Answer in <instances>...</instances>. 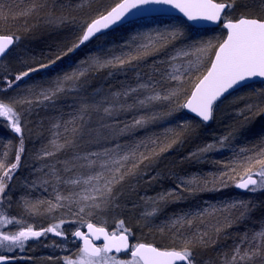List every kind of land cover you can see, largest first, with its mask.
I'll list each match as a JSON object with an SVG mask.
<instances>
[{"label":"rangeland","instance_id":"374dc122","mask_svg":"<svg viewBox=\"0 0 264 264\" xmlns=\"http://www.w3.org/2000/svg\"><path fill=\"white\" fill-rule=\"evenodd\" d=\"M97 1L3 0L0 3V8L4 10V18H0V34L10 33L9 35L18 36L19 40L10 54L0 62V82L12 79L19 72H23L35 64V62H28L25 58L27 47L33 41L28 35L33 32H48L51 36L62 33H71L77 36L82 24L95 18L98 13L97 9L100 6L98 4L95 7ZM33 4L36 5V11L32 12L31 15H19V13L26 11ZM261 7L264 8V5ZM231 11H234V8ZM185 23H187L185 20L174 16H167L162 19H144L101 36L99 39L89 43L74 62V65L64 73L72 71L79 66V61L88 57H110L134 52L137 47L150 43L148 37L155 40L157 30L164 31L176 26L184 27V36L181 39L167 44L166 47L139 61H134L133 64L125 65L123 68H104L91 72L75 89L71 85H67L66 87L69 90L60 93L54 98L53 102H34L31 106H23V121L25 122L24 142H27L26 152L22 154L21 159L23 161L19 169L21 172L18 171L14 176L7 192L9 199L0 204V206H4L0 208V212L8 214L10 217L22 216L29 224L34 226L35 230L46 228V225L58 223L60 219L78 220L79 218L75 217L67 208L57 210L51 214L33 216L24 214L21 204L22 199L54 201L57 191L67 194L62 186H57L54 182L42 184L41 177H43L44 173L40 169L45 164L55 165L59 168L61 165L58 161L70 158L73 152L81 155L89 152H99L104 149H111L117 143L125 147L132 146L146 137L151 138L153 129L158 123L160 128H162V133L166 135L173 133H169L168 129H172V125L175 124L176 126V123L181 124L178 125L181 130L182 128L187 129L189 132L202 130L205 123L199 119L188 114V117L180 120L178 116L180 109L168 115L172 107L170 103L155 102L148 109L150 114H154L157 117L154 122L149 123L144 128L119 134L118 129L120 127L130 123L134 116L141 113L123 111L117 112L114 116H107L104 114L103 105L101 104L100 111L90 110L88 112L86 116L87 124L83 128V135L77 137L74 148H68L59 152L57 156L46 158L45 160L36 158L43 148L50 147L49 140L52 138L53 124L57 122L61 124L67 123L74 115H78L79 107L84 100L102 101L104 98L111 100L113 93L122 92L128 87H136L138 79L147 81L148 77L152 76L154 80H159L162 73L170 70L168 57L175 54L174 49L183 48L192 52L194 51V46L198 43L213 38H215L213 43H216L222 37L221 34L215 32L207 33L203 32L202 29L196 31ZM210 59L211 56L205 59L199 72L192 73L191 77L180 85L179 103L184 102L185 97L192 88L195 77L204 72L209 66ZM188 60L195 61L196 55L180 57L172 63L186 66ZM41 70L32 72L28 77H24L19 82V87L15 88V90L8 89L7 92H0V98H19L23 95L35 101L42 89L51 87L57 77L62 76L45 77L44 74L40 73ZM2 83L3 85L0 86V89L5 87L4 82ZM172 83L175 85L176 82ZM249 104L264 108V84H254L245 87L216 106L213 125L211 124L214 126V133L211 139L204 141L196 138L193 145H190L189 150L183 152L182 158L178 161L179 165L175 166L178 171L161 172L155 163L147 161L148 167L141 166V172L146 173L145 175L129 176L115 189L117 207L106 209L103 212H95L92 216L82 214L83 219L90 220L100 226H106L111 231L115 229L119 220H123L125 227L131 228V230L132 227H137L135 231L136 238L147 236L156 237V239L162 238L167 244L176 245V250L183 246L185 239L193 237L197 230L206 232V238L210 239H212V235L217 234L224 238L223 244L219 245L214 240L213 242L218 244L216 251L210 250L206 254L204 253L206 248L204 246L201 247V243H196L193 247V259L195 264H224L225 257H231L234 246L239 243L245 234L250 238L255 231L264 229V212L258 214L260 207L264 205V190L250 192L235 187V182L243 175V169L239 167H237L236 173L225 170L236 178L233 181L228 180L226 177L227 186L208 183V189L210 190L188 191L178 188V184L181 179L187 180L190 178H195L202 183L211 182L222 173H215L213 166L218 164L219 159L234 157V167L236 166L235 162L242 159L245 155L240 152V149H247L248 152L246 154L251 155L261 146H264L263 114L253 115L248 113L246 106ZM242 112L243 114H241ZM245 115L249 118L245 119ZM2 120L3 118H0V121ZM225 136H229V140L224 141L223 145H221L220 141ZM255 136L260 138V142L255 147H248L249 142ZM242 138L243 141H241ZM18 139L17 134L0 123V149L4 145L7 147V155L3 157L0 154V160L11 162L14 159L18 147ZM61 142H63V137H61ZM185 144L186 139H183L173 144L172 147L175 148V152L180 153ZM207 144H214L215 148L199 156H190L191 153L196 152ZM48 171V168H44V172ZM80 171L84 170L77 169V172ZM67 175L72 174L68 173ZM139 179L142 180L137 181ZM33 182H35V186H33ZM213 188L219 190H211ZM234 188L238 191H235ZM170 191H173L174 195L169 196L167 200L160 201L155 205L151 203L152 199H156L160 194ZM240 201L247 205L246 209H224V206L230 202ZM130 204L136 206V209L139 208L138 215L133 216L135 212L132 215L134 223L131 222L132 218H126L128 216L125 215L124 211L127 207L123 205ZM186 204L188 206L183 208V205ZM209 206L215 207V213L204 215L202 219H195L192 228L185 227L177 232L170 227V220L175 216L184 213L195 214L209 208ZM153 207L158 209L156 214L151 217H144V213L151 211ZM240 211H244L246 214L241 217L239 215ZM229 223L231 226H228ZM241 223H245V226L242 227ZM246 226H249V228H245ZM77 227H80L79 223H66L62 225L66 238L56 236L53 233H46L39 238L28 240L23 251L17 249L12 253H4L3 250H0V254L15 257V262L11 261L12 263L10 262V264H64L65 257L73 260L79 259L78 253L81 243L74 239L71 234ZM216 227L221 230L216 232ZM9 228L15 230L14 226H9ZM161 228H163V231H161ZM230 231H238L239 235L231 234ZM214 244L213 246L216 245ZM248 264H264V261L257 257L254 261L248 262Z\"/></svg>","mask_w":264,"mask_h":264},{"label":"snow or ice","instance_id":"6c2138e0","mask_svg":"<svg viewBox=\"0 0 264 264\" xmlns=\"http://www.w3.org/2000/svg\"><path fill=\"white\" fill-rule=\"evenodd\" d=\"M2 2L3 0H0V3ZM235 4L236 0H120L110 10L101 12L97 17L85 21L75 40L49 63L28 68L12 79H6L5 87L0 89V92H7L8 89L15 90L19 87V82L32 72L51 67L93 39H99L105 30L126 21L131 22L132 19L145 13L164 12L171 8L178 10L188 22L222 23L226 30V36L223 39L216 43H213L215 38L200 42L194 46L192 52L183 48L174 49L175 54L168 57L170 70L162 73L159 80H154L152 76H149L147 81L138 79L136 87H128L122 92L113 93L111 100L108 98H104L102 101L84 100L79 107L78 115H74L67 123L53 124L52 138L49 140L50 147L43 148L36 158L45 160L57 156L59 152L68 148H74L77 137L83 135L88 112L90 110L100 111L101 104L103 105L102 110L107 116H114L117 112L123 111L141 113L134 116L130 123L120 127L119 134L144 128L154 122L157 117L150 114L148 109L155 102H169L172 107L168 115L178 109H188L202 122L212 120L216 102L226 93L246 86L248 81L255 78L264 79V16L241 14L236 19H230L228 11L233 9ZM153 6L162 7L155 8ZM34 11H36L35 4L19 15H31ZM3 13V8H0V18H4ZM183 36V26H176L164 31L157 30L155 40L148 37L149 44L141 45L127 55L85 58L78 62V67L58 76L51 87L42 89L35 101L23 95L19 98H0V118H3L0 123L17 134L19 138L14 159L11 162L0 160V204L9 199L7 192L14 176L20 169L22 154L25 152V122L22 110L24 105L31 106L34 102H53L60 93L69 90L67 85H71L75 89L91 72L104 68H123L125 65L133 64L134 61H139L153 52L159 51ZM18 40V36L0 34V58L5 57L8 50ZM190 55H196V60H188L186 66L172 63L180 57ZM209 56H211L209 66L203 73L195 77L191 92L185 97L183 103H179L180 85L190 78L192 73L199 72L204 60ZM172 82H176L175 85ZM246 111L253 115L264 114V108L258 105L249 104L246 106ZM248 118L245 115V119ZM168 132L171 133L172 129H168ZM61 137H63V142H61ZM227 140H229V136H225L220 141L221 145ZM175 143H177L175 137L165 144H158L156 139L148 137L139 140L132 146L125 147L117 143L113 148L99 152H89L83 155L73 152L70 158L58 161L61 165L59 168L55 165L45 164L40 169L44 173L41 177L42 184L54 182L55 185L62 186L67 194L57 191L54 201L22 199L24 214L26 216L51 214L67 208L79 219H60L58 223L49 227L35 230L34 226L22 216L10 217L8 214L0 212V250H3L4 253H12L17 249L23 251L28 240L39 238L46 233L66 238L62 225L79 223L80 227L71 233L73 237L81 241L79 259L73 260L65 257L64 264H178V262L195 264L193 247L197 243V238L200 243L205 241L206 232L197 230L193 237L185 239L179 250L175 248L161 249L150 243H130L129 238L133 236V233L131 228L124 226L123 220H119L115 229L109 232L106 226H97L90 220H84L82 215L92 216L95 212H103L106 209L117 207L118 205L115 203L117 186L129 176L145 175L146 173L141 172V166L148 167L147 161L153 160ZM214 148V144H207L191 153L190 156H199ZM240 152L245 155L242 159L237 160L236 166L230 170L231 173H236L237 167L243 169V175L235 182V187L250 192L264 190V146L251 155L246 154L247 149L242 148ZM44 168H48L49 171L44 172ZM77 169L84 171L77 172ZM68 173L72 175H67ZM226 177L228 180H236L234 175L223 172L211 182L202 183L195 178L181 179L178 188L188 191L210 190L208 183L227 186ZM33 186H35V182H33ZM172 195H174L173 191L162 193L158 198L152 199L151 203L155 205L160 201L167 200ZM241 208H247V205H244L242 201L230 202L224 206L225 210ZM157 211L158 209L153 207L151 211L144 213V217L154 216ZM215 211L214 206H209L195 214L177 215L170 220V227L177 232L185 227L192 228L195 219H202L204 215L214 214ZM245 214L244 211L239 212L241 217ZM9 226H14L15 230H11ZM228 226L231 224L229 223ZM82 228L87 231H82ZM220 230L219 227L215 229L216 232ZM101 240L103 241L102 245H97L94 242ZM120 253H125L128 258H120ZM257 257L264 261V229L255 231L250 238L245 234L234 246L231 257H225L224 264H248ZM13 259L15 257L0 254V264H10Z\"/></svg>","mask_w":264,"mask_h":264},{"label":"trees","instance_id":"16d2710c","mask_svg":"<svg viewBox=\"0 0 264 264\" xmlns=\"http://www.w3.org/2000/svg\"><path fill=\"white\" fill-rule=\"evenodd\" d=\"M120 2V0H98L97 4H95L97 7V5L99 4V7L97 9L98 13L96 14L95 17H97L101 12L107 11L109 9H111V7H113L116 3ZM264 5V0H236V4L234 7V11H228V18L230 19H236L238 18L241 14H250L253 16H264V8H262L261 6ZM242 7V8H238V7ZM233 14V16H232ZM164 17L167 16H158V17H150V18H144V19H162ZM144 19H139L137 21H134L132 23H128L126 25H123L111 32H114L116 30H120L123 27H126L130 24L139 22V21H143ZM186 25L190 26L188 23H185ZM194 30H200V29H195ZM203 32H207V33H219L222 35L221 39H223L226 36V30L223 28L222 24L219 27L216 28H211V29H202ZM110 32V33H111ZM10 34V33H8ZM28 37L32 38V44L30 46L27 47V54L25 55L26 60H28V62H32L35 64L31 66V68L37 67L40 64H47L49 63L50 60L54 59L56 55L60 54L63 50H66V48L70 45V43H72L75 39V35L71 34V33H62V34H56L54 36H51L50 33L48 32H37V33H32L31 35H28ZM96 39L92 40L91 42L95 41ZM89 42V43H91ZM88 43V44H89ZM84 45L83 47L77 49L75 52L69 54L68 56L63 57L61 60L57 61L55 64L51 65V67L49 68H44L40 71V73L44 74L45 77H49L51 78L52 76H56V75H63L65 71L69 70L71 68L72 65H74V62L79 58V55L82 53V51L86 48V46L88 45ZM31 64V63H30ZM21 73V72H19ZM2 82H4L2 80ZM0 82V86L3 85V83ZM259 84H264V83H259ZM192 88L189 90V93L191 92ZM242 90V89H241ZM188 93V94H189ZM183 102V101H182ZM181 102V103H182ZM182 113V114H181ZM179 119L183 120L184 118L188 117L189 115L184 111V109H180V112L178 114ZM192 117V116H191ZM177 125L175 126V124L172 125V134L171 135H166L162 133V128H160V124H156L155 129H153L152 132V136L151 138H154L157 140L158 144H165L170 142L174 137L177 139V142L183 139H186V144L184 145V147H182V152H175V148L171 147L170 149L164 151L163 153H160L158 156H156L153 160L148 161V162H153L155 163L161 172H176L178 171V169H175V166H178L179 164V160L182 158V154L183 152H186L189 150L190 145H193L194 141L196 138H199L200 140H210L212 137V134L214 133L213 129L214 126L213 123H211L210 125H206L202 128V130L204 129V131L198 130L196 132H189L187 129H183L181 130V128L176 123ZM161 133V134H160ZM245 134V133H244ZM148 138V137H146ZM245 138V137H243ZM243 138L241 139V141H243ZM145 139V138H144ZM4 142V141H3ZM207 142V141H206ZM258 142H260V138L258 136H255V138H253V140H251L249 142V146L248 147H255L258 145ZM18 143H19V139H18ZM27 143V142H26ZM26 143L24 142V147H25V152H26ZM192 148V147H191ZM7 147L4 145L3 147H1L0 149V154H2L3 157H5V153H6ZM25 152L23 154H25ZM7 154V153H6ZM176 156V157H175ZM23 160L21 159V162ZM223 163H222V162ZM221 162V163H220ZM165 165H163V164ZM218 164L213 165L214 166V170L215 173H219V172H226L229 171L231 172V168L234 165V157L232 158H225L222 160H218L217 162ZM23 170H24V166H23ZM224 170V171H223ZM226 170V171H225ZM19 172H21V170H19ZM28 177V176H27ZM26 178V177H25ZM142 179H139L137 181H141ZM142 183V182H141ZM235 191H238L236 188H234ZM124 207H127L125 211V215H127L128 217L126 218H132V215L134 213L133 216H137L138 215V209H136V206H133V204L130 205H123ZM184 206H188L183 205ZM4 206L1 205L0 208H3ZM259 211V210H258ZM257 211V213H258ZM262 212H264V205L260 207V211L258 214H261ZM134 217L132 218L133 222ZM136 221V220H135ZM134 223V222H133ZM242 227L245 226V223H241ZM51 225H46L45 227H49ZM136 226L132 227V240L133 242H139V243H150L153 244L159 248L162 249H177L175 246L176 245H170L167 244L164 239L162 238H153V237H137L136 238ZM245 228H249V226H246ZM231 234H235V235H239L238 231H230ZM212 239L210 238H206L205 237V241L203 243H201V247L204 246L206 248L204 253H208L210 250H215L217 249L216 246H218V244H223L224 238L220 237V235L218 236L217 234H214L211 236ZM217 241V242H213V241ZM199 240L197 238V244H199ZM216 245H215V244ZM213 244L215 246H213ZM200 247V248H201ZM202 252V251H201ZM122 257H127V255H121Z\"/></svg>","mask_w":264,"mask_h":264},{"label":"water","instance_id":"95a60500","mask_svg":"<svg viewBox=\"0 0 264 264\" xmlns=\"http://www.w3.org/2000/svg\"><path fill=\"white\" fill-rule=\"evenodd\" d=\"M115 6V5H114ZM113 6V7H114ZM153 7H155V8H160V7H162V6H153ZM110 10V9H109ZM157 16H176V17H179V18H182V19H184L188 24H190L191 26H193V27H195V28H199V29H205V28H216V27H218V26H220L221 24H213V23H208V22H188L187 20H186V18L181 14V13H179L178 12V10H175V9H171V8H169L167 11H164V12H159V11H157V12H150V13H145V14H143V15H141V16H139V17H136V18H134V19H132L131 20V22H133V21H136V20H139V19H142V18H146V17H157ZM127 23H130V22H128V21H126V22H123V23H121V24H119V25H114V26H112L111 28H109V29H107V30H105V32L103 33V34H101L100 36H103V35H105L106 33H108V32H110V31H112V30H114V29H116V28H119V27H121V26H123V25H126ZM3 35H9V34H3ZM94 40V39H93ZM91 42V41H90ZM89 43V42H88ZM87 43V44H88ZM15 45H16V43L8 50V52L5 54V57L6 56H8L9 54H10V52L14 49V47H15ZM83 47V46H82ZM5 57H3V58H5ZM3 58H0V62L3 60ZM257 82H264V79H262V78H255V79H253V80H250V81H248L247 82V84H246V86H248V85H250V84H253V83H257ZM243 87H245V86H243ZM243 87H239V88H237V89H234V90H231L229 93H226L219 101H217L216 102V104H215V106L218 104V103H220V102H222L223 100H225L227 97H229L230 95H232V94H234L235 92H237V91H239L240 89H242ZM215 106H214V108H215ZM185 111H186V113L187 114H189V115H191V116H193V117H195V118H197V119H199L200 120V118H198V117H196L195 116V114H193L190 110H188V109H185ZM213 115H214V112H213ZM263 117H264V114H263ZM201 121V120H200ZM212 121H213V118H212V120H210V121H208V122H203V123H205V124H210V123H212ZM242 190V189H241ZM97 226H100V225H97ZM108 229V228H107ZM82 231H87L86 229H81ZM109 230V229H108ZM109 232H111L110 230H109ZM74 239H76V240H78L77 238H75V237H73ZM129 240H130V243H133L132 242V240H131V237L129 238ZM80 243H81V241L80 240H78ZM97 245H102V243H103V241L101 240V241H94ZM142 243H144V242H142ZM82 246V245H81ZM155 246V245H154ZM157 247V246H156ZM162 249V248H161ZM119 255H126L125 253H120ZM178 264H183V262H178Z\"/></svg>","mask_w":264,"mask_h":264},{"label":"flooded vegetation","instance_id":"af4514ba","mask_svg":"<svg viewBox=\"0 0 264 264\" xmlns=\"http://www.w3.org/2000/svg\"><path fill=\"white\" fill-rule=\"evenodd\" d=\"M259 83H264V82L253 83V84H251V85L259 84ZM251 85H250V86H251ZM15 260H16V259H13L12 262H15ZM12 262H11V263H12Z\"/></svg>","mask_w":264,"mask_h":264}]
</instances>
